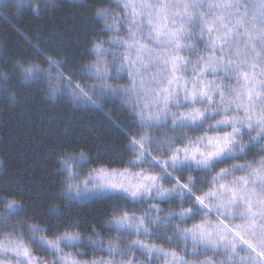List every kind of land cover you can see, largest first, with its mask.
Instances as JSON below:
<instances>
[{
  "label": "snow or ice",
  "instance_id": "obj_1",
  "mask_svg": "<svg viewBox=\"0 0 264 264\" xmlns=\"http://www.w3.org/2000/svg\"><path fill=\"white\" fill-rule=\"evenodd\" d=\"M115 2L123 15L94 7L95 18L103 22L90 41L95 60L79 67L68 66L66 57L46 51L15 29L28 45L29 55L13 60L10 72L0 70V95L7 93L6 98L15 102L17 92L9 89L46 86L50 99L64 98L75 107L100 111L125 135L130 158L121 169L92 167L85 174L90 157L84 151L66 149L57 154L60 190L51 199L63 203L53 204L47 215L58 225L69 207L102 199L133 204L178 200L180 209L164 215L156 203L141 215L115 209L106 223L116 235L105 241L94 226L90 235L78 231L76 223L53 232L25 212L26 204L15 198L13 190L0 194V264H49L34 254V248L47 253L51 264H137L135 251L148 264H156L161 256L164 264H264V155L219 167L246 157L252 149L264 153V0ZM54 3L16 0L13 6H32L39 15L44 11L41 4ZM121 27L126 38L119 35ZM197 27L207 54H198L193 61L181 52L201 51L185 42ZM106 33L113 35L101 39ZM36 39H41L39 33ZM150 67L156 72L146 81L144 73ZM189 67L191 76L185 75ZM110 68L116 69L114 76ZM125 71L129 84L109 83ZM209 75L214 78L208 79ZM233 79L235 86L223 83ZM118 99L130 109L129 124L120 123L113 111H105V101ZM205 125L202 135H188V130ZM185 172L197 175L184 176ZM237 172L245 175L236 176ZM163 181L172 187H165ZM196 218L199 222L182 227ZM141 236L180 243L184 255L145 242ZM66 248L76 251L66 252ZM83 248L106 251L108 258L79 259L87 255ZM242 251L247 258L239 255ZM204 252L224 259L186 258Z\"/></svg>",
  "mask_w": 264,
  "mask_h": 264
},
{
  "label": "trees",
  "instance_id": "obj_2",
  "mask_svg": "<svg viewBox=\"0 0 264 264\" xmlns=\"http://www.w3.org/2000/svg\"><path fill=\"white\" fill-rule=\"evenodd\" d=\"M15 4L16 0H0V70L8 72L12 70L13 60L24 59L29 55L28 45L15 29L22 30L33 43L39 42L46 51L66 57L68 66L79 67L95 60V56L90 53V41L100 32L103 22H98L95 18L94 7L109 8L116 14L120 10L115 0H55L53 5L41 4L44 11L37 15L33 12L32 6L24 5L17 8L13 6ZM123 29L121 27V30ZM192 32V38L185 42L201 51L194 53L185 50L181 52V55L195 61L198 54L206 55L207 53L203 51L205 42L199 38V27L192 29ZM37 33L41 36L39 41L36 39ZM122 33L119 35L125 37V30ZM111 35L113 33H106L100 38L107 39ZM107 59L112 60L110 56ZM109 71L114 76L116 69L110 68ZM185 75H192L190 67ZM213 78L211 75L208 76V79ZM109 83L127 85L130 81L125 71L122 73V78L109 80ZM223 83L236 85L234 79L223 80ZM9 91L17 92V100L10 102L6 98L7 93L0 95V194L15 190L13 192L15 198L26 204L25 212L36 222L49 226L53 232H62L68 223H76L79 225L77 230L85 235H90V226H94L100 236L107 241L116 235L114 230H109L106 223L111 219L115 209L135 211L137 215H141L149 204L156 203L164 209L160 215L169 211H179L178 200L142 201L133 204L121 199H102L69 207L59 218L58 225L57 220L47 215L49 207L63 203L60 199H51L60 190V178L55 173L57 154L66 149L84 151L90 157L89 163L84 165L85 172L92 167L121 169L126 166V161L130 158L126 149L127 140L124 133L105 120L100 111L75 107L64 98L50 99L45 95L46 86L43 88L17 86ZM105 104V111H113L120 117V123H130V109L122 107L119 99L105 101ZM206 128L207 125L204 129L188 130V135L190 137L202 135ZM163 131L166 130H160V132ZM208 134L215 135L214 132ZM245 140H247L246 137ZM261 155L264 153H257L256 149H252L246 157L227 161L219 167H229L232 163L250 162L254 158L259 159ZM156 171L159 172V169ZM189 174L197 175L195 172H185L184 176ZM235 175L241 176L245 173L237 172ZM163 183L165 187H172V183L168 181ZM188 206L187 203L184 204V207ZM212 219L214 221L215 217ZM196 222H199V218L187 221V224L182 227L191 226ZM131 238L136 239L135 236ZM139 238L145 242L162 245L166 250L175 249L181 252L183 247L180 243L168 244L166 240L155 236ZM191 247L189 244V251ZM33 251L36 256L48 262L51 259L43 250L34 248ZM75 251V249L67 248V252ZM82 251L87 255L78 257L79 259L108 258L106 251L93 253L91 248H83ZM181 254L184 255L183 252ZM133 255L137 264H148L141 252L135 251ZM239 255L248 257V254L243 251ZM206 257L216 260L224 259L222 255L214 256L212 252H204L199 257L187 256L186 258L202 260ZM156 264H164L163 256L156 260Z\"/></svg>",
  "mask_w": 264,
  "mask_h": 264
},
{
  "label": "rangeland",
  "instance_id": "obj_3",
  "mask_svg": "<svg viewBox=\"0 0 264 264\" xmlns=\"http://www.w3.org/2000/svg\"><path fill=\"white\" fill-rule=\"evenodd\" d=\"M117 15H123V9L121 7H120V10L117 12ZM123 30H125V29H123ZM123 30H121L120 33H122ZM124 38H126V31H125V37ZM145 42L146 43H150L147 39H145ZM154 46L156 47V45H154ZM119 51H124V49H119ZM155 72H156V68L155 67H150L148 69V71L146 73H144V79L147 81L149 79V77L152 74H154ZM152 86L154 87L155 85H152ZM85 174H86V172H85ZM65 251L67 252V248L65 249ZM49 264H51V259L49 260Z\"/></svg>",
  "mask_w": 264,
  "mask_h": 264
}]
</instances>
